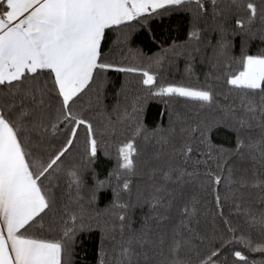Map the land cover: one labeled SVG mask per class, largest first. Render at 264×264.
<instances>
[{
  "label": "snow or ice",
  "instance_id": "6c2138e0",
  "mask_svg": "<svg viewBox=\"0 0 264 264\" xmlns=\"http://www.w3.org/2000/svg\"><path fill=\"white\" fill-rule=\"evenodd\" d=\"M183 13L185 40L151 55L131 46L137 26L154 34ZM209 17L224 103L211 85L163 75L183 54L185 78L195 76ZM257 35L264 41V0H0V264H75L85 231L99 232L95 264H264V48L248 50ZM110 72L124 78L115 120L101 100ZM148 97L199 107L173 116L169 106L168 125L149 129L139 119ZM206 108L233 129L232 146L208 141ZM117 135L115 166L101 177L93 164ZM143 175L151 183L133 201V177ZM105 188L111 200L97 209ZM136 203L150 211L140 227Z\"/></svg>",
  "mask_w": 264,
  "mask_h": 264
},
{
  "label": "trees",
  "instance_id": "16d2710c",
  "mask_svg": "<svg viewBox=\"0 0 264 264\" xmlns=\"http://www.w3.org/2000/svg\"><path fill=\"white\" fill-rule=\"evenodd\" d=\"M221 4H228L231 0H219ZM258 2V0H257ZM190 17L187 13L173 15L170 19L165 20L158 27L155 28V33H149L147 29H141L137 26L136 31L132 35L131 46L139 48L145 54L151 55L152 52L158 50L163 45L166 46L173 39L177 41H183L186 39V32L189 29ZM200 27L204 30L203 40L198 47L200 52H193V67L195 76L188 80L185 78L184 69L186 65L187 56L181 55L179 57L172 58V62L165 61L163 75L168 80L181 81L185 80L186 83L193 85H211L216 93H219L218 97L220 103H224L223 94L227 92L228 87L224 83L222 70H213L211 66L210 58L213 56V46L216 44L219 36L214 30L213 21L209 17L206 21H202ZM109 40L115 37L111 32L108 33ZM232 40V55L239 56L241 40L239 36L229 37ZM264 48V41L257 35L254 39L248 42V50L250 52H256L257 50ZM211 72V78L206 74ZM216 76H220L219 80L215 79ZM198 77V79H197ZM123 76L119 73L110 72L108 74V84L105 91L102 94L101 100L104 107V111L111 116L113 120L116 119L118 113L113 112V108L119 100L123 104L124 97L117 96V90L121 86ZM132 82L128 85L130 93H136L135 78H131ZM169 106L173 116L176 112H180L185 116H193L196 114L199 105L195 102L184 100L183 98L169 100L168 105L160 98H143L142 110L139 113L140 121L149 129L155 127L157 124L167 126L169 122ZM215 107V106H213ZM201 116L207 118V123L202 129L206 135L208 141L214 145H224L225 147L232 146L235 135L233 129L225 122L219 120L217 116L212 114L211 109H204L200 113ZM179 126V125H178ZM200 133H197L199 136ZM83 130L80 132V141H83ZM120 137L113 136L110 138L109 143L112 145L108 150L112 153L109 156L104 155L102 149L95 160L93 167L103 177L107 172L115 166V145L119 142ZM142 143L138 141V144ZM72 158L79 162V151L73 149L71 154ZM68 158H66L67 160ZM159 181L160 177H156ZM151 183L147 175L133 177L132 180V193L131 198L136 200L137 189H146V186ZM112 191L111 188H105L101 190L99 199L95 205L97 209H103L111 200ZM178 201H173V213ZM146 215H150V211L146 204L136 203L132 210V219L135 227H140L143 219ZM99 246V232L98 231H85L79 234L77 238V244L75 249V264H95L96 250ZM250 259H260L259 254H251Z\"/></svg>",
  "mask_w": 264,
  "mask_h": 264
}]
</instances>
